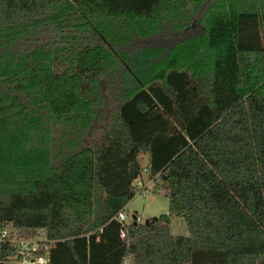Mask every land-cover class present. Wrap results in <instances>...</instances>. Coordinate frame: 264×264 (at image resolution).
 Returning <instances> with one entry per match:
<instances>
[{
	"label": "trees",
	"instance_id": "obj_1",
	"mask_svg": "<svg viewBox=\"0 0 264 264\" xmlns=\"http://www.w3.org/2000/svg\"><path fill=\"white\" fill-rule=\"evenodd\" d=\"M139 154L167 210L120 237ZM4 224L48 264H264V0H0Z\"/></svg>",
	"mask_w": 264,
	"mask_h": 264
},
{
	"label": "rangeland",
	"instance_id": "obj_2",
	"mask_svg": "<svg viewBox=\"0 0 264 264\" xmlns=\"http://www.w3.org/2000/svg\"><path fill=\"white\" fill-rule=\"evenodd\" d=\"M170 33L171 28L170 24L168 23L165 27H161L160 29L156 30L150 37L158 38ZM108 91L109 88L106 85L102 98V104L95 107V113L90 124V126L93 127L94 135L98 134V132L104 129V126L109 119V113H111L110 109L113 99L112 96L108 95ZM50 127L53 138H57L58 140H62L63 135L61 134H65V132L69 129L66 125L60 124H51ZM81 136L85 141L87 140V134L82 133ZM144 158L145 156H143L142 154L138 155V161L141 166L144 165H142V161ZM143 174L145 177L142 176ZM139 176L140 183L142 185H145V187L142 193L135 191L133 196L123 206L125 222H129L132 219V214L136 215L140 219V221H145V219H152L160 212H164V210L167 208V197L162 193L154 192L153 190V187L160 181L159 177L157 175H155L154 177H148L147 171L146 174L143 171ZM133 185L136 186L135 179L133 181ZM169 230L173 234H188L187 227L181 216H177V218L174 217L171 220V223L169 224ZM15 233L17 236H23V238H40L44 234L41 228H18ZM3 264H8V262H5Z\"/></svg>",
	"mask_w": 264,
	"mask_h": 264
},
{
	"label": "built area",
	"instance_id": "obj_3",
	"mask_svg": "<svg viewBox=\"0 0 264 264\" xmlns=\"http://www.w3.org/2000/svg\"><path fill=\"white\" fill-rule=\"evenodd\" d=\"M147 171V166H141L140 173L137 174L135 179L134 192H143L145 185L140 183V174ZM151 181V180H150ZM149 183V182H148ZM150 184V183H149ZM115 219L120 222L119 236L124 237V225L125 214L123 208L118 210L114 215ZM134 221H140V219L134 215L132 217ZM18 228H10L7 225L0 226V251L3 249L4 244L11 246V251L0 257V264L8 262V264H48L49 254L48 246L51 240L47 239L44 234L40 238H23V236H17L16 231ZM124 263L130 264L128 258H124Z\"/></svg>",
	"mask_w": 264,
	"mask_h": 264
},
{
	"label": "crops",
	"instance_id": "obj_4",
	"mask_svg": "<svg viewBox=\"0 0 264 264\" xmlns=\"http://www.w3.org/2000/svg\"><path fill=\"white\" fill-rule=\"evenodd\" d=\"M142 155L145 156V158H144L143 161H142V165H143V164L145 165V164H146V154H142ZM145 174H146V172H145ZM142 176L145 177L144 174H143ZM133 181H134V179H133ZM133 181H132V183H133ZM153 182H154V180H153ZM153 182H152V183H153ZM166 210H167V208L164 210V212H166ZM175 218H177V217H175ZM172 219H173V218H172ZM172 219H171V220H172ZM170 223H171V221H170Z\"/></svg>",
	"mask_w": 264,
	"mask_h": 264
},
{
	"label": "water",
	"instance_id": "obj_5",
	"mask_svg": "<svg viewBox=\"0 0 264 264\" xmlns=\"http://www.w3.org/2000/svg\"><path fill=\"white\" fill-rule=\"evenodd\" d=\"M145 221H147V219H145Z\"/></svg>",
	"mask_w": 264,
	"mask_h": 264
}]
</instances>
